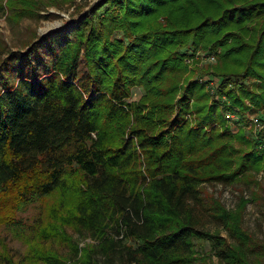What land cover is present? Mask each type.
<instances>
[{
  "label": "trees",
  "instance_id": "1",
  "mask_svg": "<svg viewBox=\"0 0 264 264\" xmlns=\"http://www.w3.org/2000/svg\"><path fill=\"white\" fill-rule=\"evenodd\" d=\"M43 7L0 0L14 22ZM31 44L0 59V226L30 245L0 264H196L207 242L223 264H263L247 200L230 211L205 185L264 171V144L224 116L264 111V0H100ZM190 46L221 52L181 84ZM36 202L34 227L17 214Z\"/></svg>",
  "mask_w": 264,
  "mask_h": 264
},
{
  "label": "rangeland",
  "instance_id": "2",
  "mask_svg": "<svg viewBox=\"0 0 264 264\" xmlns=\"http://www.w3.org/2000/svg\"><path fill=\"white\" fill-rule=\"evenodd\" d=\"M98 1L100 0H72L67 2L42 0L44 7L40 12L43 16L49 15L47 18H23L19 22L10 20V13H7L6 10L0 11V59L2 57L5 58L10 51L26 52L32 45V41H41L48 34L58 33L63 37L66 33L78 27L82 14L90 12L92 6ZM108 6L109 4H106L103 9ZM220 52L221 48L203 49L194 46H190L185 50L184 61L188 66V72L181 84H185L188 78L190 80H199V82L205 81L207 75L204 74V70L216 64ZM38 53L41 54V57L49 59L51 49L47 44H43L38 48ZM80 69H84V66L81 65ZM213 86L216 87L214 82L206 84L207 90L211 93L214 92ZM143 94L144 89L142 87H135L133 89L134 100L139 99ZM248 104L253 106L249 101ZM228 111H225V117ZM231 113L235 117H239V119L234 118L230 120L226 117L227 126L230 131L236 134L240 130H244L252 140L258 142V147L263 146L264 137L260 133L264 126V111L252 110L246 114L232 111ZM254 117H258L259 121L254 122L252 119ZM253 183L251 185L243 182H237L232 185L215 183L206 184L205 188L207 199L215 198L219 200L230 211H236L241 204V199H246L247 203L242 209V227L255 243L259 244L258 246H264V171L255 174V182ZM50 201H52V198H50ZM45 213L46 205L41 206L40 202H36L20 211L17 216L28 224L33 223L35 227L37 219L40 216H45ZM209 228L213 232L219 231L215 225H210ZM219 232L222 236L228 238L227 231L221 230ZM74 236L76 239H79L77 235ZM81 245H84V243L82 242ZM210 249L211 246L207 242L206 250H204L205 257L199 258L196 264H223ZM29 250L30 245L24 238L14 236L8 228L0 226V253L8 252L12 254L17 262ZM257 251L264 253V250ZM261 262L264 264V258H261ZM24 264H27V261ZM249 264H252V262Z\"/></svg>",
  "mask_w": 264,
  "mask_h": 264
},
{
  "label": "built area",
  "instance_id": "3",
  "mask_svg": "<svg viewBox=\"0 0 264 264\" xmlns=\"http://www.w3.org/2000/svg\"><path fill=\"white\" fill-rule=\"evenodd\" d=\"M226 117L229 118L230 120L234 119V118H237L239 119V117H235L234 114H232L231 112H226ZM254 122H258L259 121V118L258 117H254L252 118Z\"/></svg>",
  "mask_w": 264,
  "mask_h": 264
},
{
  "label": "bare ground",
  "instance_id": "4",
  "mask_svg": "<svg viewBox=\"0 0 264 264\" xmlns=\"http://www.w3.org/2000/svg\"><path fill=\"white\" fill-rule=\"evenodd\" d=\"M236 115V114H235ZM238 115V114H237Z\"/></svg>",
  "mask_w": 264,
  "mask_h": 264
}]
</instances>
